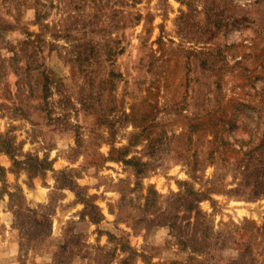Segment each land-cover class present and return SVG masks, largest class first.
I'll return each instance as SVG.
<instances>
[{
  "label": "rangeland",
  "instance_id": "374dc122",
  "mask_svg": "<svg viewBox=\"0 0 264 264\" xmlns=\"http://www.w3.org/2000/svg\"><path fill=\"white\" fill-rule=\"evenodd\" d=\"M0 172V264H264V0H0Z\"/></svg>",
  "mask_w": 264,
  "mask_h": 264
},
{
  "label": "trees",
  "instance_id": "16d2710c",
  "mask_svg": "<svg viewBox=\"0 0 264 264\" xmlns=\"http://www.w3.org/2000/svg\"><path fill=\"white\" fill-rule=\"evenodd\" d=\"M194 125V123H192V124H190V126L191 127H195V126H193ZM136 136H132V138H130L129 139V142H128V144L127 145H124V147H123V155H126L127 153H128V151H129V148L128 147H130L131 145H134L135 144V142H136V138H135ZM124 158V157H123ZM126 162H129V163H132V164H134V167H135V171H136V173H141V172H143L144 171V165L146 164L145 162H143V161H140V158L138 157V156H136V155H134V156H132L131 158H128V159H124ZM195 164H193L194 165V167L193 168H190V172L192 173V174H194V172H195V170H196V164L198 163L197 161H195L194 162ZM0 174H1V172H0ZM156 192V191H155Z\"/></svg>",
  "mask_w": 264,
  "mask_h": 264
}]
</instances>
